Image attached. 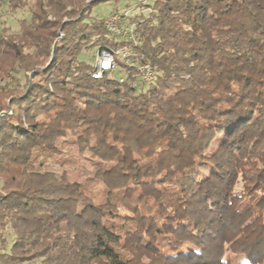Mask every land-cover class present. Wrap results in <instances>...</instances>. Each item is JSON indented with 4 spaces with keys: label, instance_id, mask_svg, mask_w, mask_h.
Listing matches in <instances>:
<instances>
[{
    "label": "trees",
    "instance_id": "obj_1",
    "mask_svg": "<svg viewBox=\"0 0 264 264\" xmlns=\"http://www.w3.org/2000/svg\"><path fill=\"white\" fill-rule=\"evenodd\" d=\"M106 1L0 21V264H264V0H150L138 88L81 58L119 46ZM69 134L97 160L84 181L35 168Z\"/></svg>",
    "mask_w": 264,
    "mask_h": 264
},
{
    "label": "rangeland",
    "instance_id": "obj_2",
    "mask_svg": "<svg viewBox=\"0 0 264 264\" xmlns=\"http://www.w3.org/2000/svg\"><path fill=\"white\" fill-rule=\"evenodd\" d=\"M8 1V0H6ZM28 5L23 7V9H18L15 13L9 11V7L7 4H3L0 9L1 22H5V25L8 26L9 30L5 29L4 32L14 33L19 30V20L23 18H29L30 13L28 11L29 4L31 0H27ZM150 0H109L106 2H101L96 4L91 12L92 19H106L108 18L114 11L115 7H118L122 10H129L134 16L131 18L132 22L141 21L142 16H148L153 8L148 5ZM128 7V8H127ZM108 31V30H107ZM110 35V32H108ZM111 36V35H110ZM63 35H60V38L56 39L55 43L59 42ZM117 42H119V46L113 47V51H122L125 52L129 48L133 50L137 47L135 42H130L121 36H111ZM136 41L138 44H142V39L137 34H135ZM137 51L134 50V54ZM97 49L85 50L81 54V58L87 61L89 64L95 63V58L97 57ZM95 56V57H94ZM124 65V64H123ZM115 76L123 75L124 72L122 69H116L115 72L112 73ZM18 75L23 81L26 79V76L23 71H20L18 74L14 73V76ZM34 73H29V78L32 80ZM7 82H13L14 77L10 75L6 78ZM60 151L62 155H59V161H46L42 163H38L35 165L36 170L39 172L52 171L56 174L58 178H60L64 173L72 180L84 181L88 178L93 169L94 164L96 163V158L91 151L81 152L78 148L77 137L71 134L67 135L58 143ZM243 184L241 182L238 183L237 189L241 190ZM241 257H233V261L240 262ZM23 264H37L36 261H26Z\"/></svg>",
    "mask_w": 264,
    "mask_h": 264
},
{
    "label": "built area",
    "instance_id": "obj_3",
    "mask_svg": "<svg viewBox=\"0 0 264 264\" xmlns=\"http://www.w3.org/2000/svg\"><path fill=\"white\" fill-rule=\"evenodd\" d=\"M131 15L129 10L116 12L106 18L104 24L111 36H121L130 42H135V45H137L138 42L135 38L136 24L131 21ZM132 55H134L132 48L125 52L113 51V49L100 51L95 58L92 76L97 79L104 77L106 74L115 77L112 73L117 68L124 66L125 69L135 70V73L127 72L124 75L117 76L119 82L123 83L129 80L130 84L137 88L152 85L157 77V67L149 62H137L132 58Z\"/></svg>",
    "mask_w": 264,
    "mask_h": 264
}]
</instances>
